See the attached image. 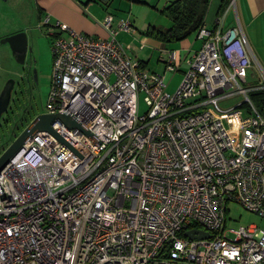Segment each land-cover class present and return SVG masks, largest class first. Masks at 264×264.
Wrapping results in <instances>:
<instances>
[{
    "label": "built area",
    "instance_id": "obj_1",
    "mask_svg": "<svg viewBox=\"0 0 264 264\" xmlns=\"http://www.w3.org/2000/svg\"><path fill=\"white\" fill-rule=\"evenodd\" d=\"M101 26L107 38L49 31L46 113L78 126L56 120L0 173V264H264V226H226L230 202L264 218V71L250 76L239 23L202 26L190 56L163 49V73L137 58L143 39H118L138 35L129 19Z\"/></svg>",
    "mask_w": 264,
    "mask_h": 264
},
{
    "label": "rangeland",
    "instance_id": "obj_2",
    "mask_svg": "<svg viewBox=\"0 0 264 264\" xmlns=\"http://www.w3.org/2000/svg\"><path fill=\"white\" fill-rule=\"evenodd\" d=\"M101 1V0H100ZM112 1V0H111ZM115 1V2H113ZM111 11L121 12L123 19L130 18L133 21L134 28L138 35L133 37L129 34L121 33L118 37L120 42L125 45H133L139 47L141 39L143 38L142 32L146 31L149 26H161L163 28H169L171 26V20L169 17L162 14L160 10L163 7L164 0H150L149 3L141 4L134 3L132 0H113ZM174 1V0H171ZM149 4V5H148ZM34 0H8L6 2L0 0V84L3 86L8 78L15 77L19 81V75L21 72V65H19L11 54L9 45L2 44L1 41L16 33L24 32L27 34L28 41L32 44L33 53L37 61L38 81L34 87V90L29 91L27 94L20 96L21 102L18 101L17 105L20 106V111L17 117L12 120L8 115L3 117V123L0 128V145H3L6 150L14 140H12L13 126L15 120L19 118L23 109L29 108V112L36 115L47 112L48 95L51 90V77L53 67V50L51 40L48 36L49 31L54 29L50 25H46L44 22H40L38 15H35ZM156 8H153L155 7ZM133 8V9H132ZM232 12V11H231ZM129 19V20H130ZM142 35V36H141ZM196 34L192 35L188 41L194 44V48L198 50L202 41L195 42ZM167 48L170 51H178L181 48L179 43L167 44ZM137 58L147 62L146 69L163 73L164 64L161 62L162 52L159 48L147 45L145 49L137 51ZM183 57H185L183 55ZM188 67L184 65V68ZM187 69V68H186ZM261 69H257L254 75L259 74ZM253 73L250 72L252 77ZM183 74L169 73L166 76V83L168 84L167 92L174 94L177 91L181 80H183ZM18 90V89H17ZM144 95H141V112L144 114L146 109V103L144 102ZM241 101V98L237 97L229 99L219 103L222 108L228 109L236 105ZM16 104V103H15ZM14 104V105H15ZM7 121V122H6ZM227 229L237 230L242 226L256 225L260 228L264 226V218L260 215L249 213L239 204L230 202L227 206Z\"/></svg>",
    "mask_w": 264,
    "mask_h": 264
},
{
    "label": "crops",
    "instance_id": "obj_3",
    "mask_svg": "<svg viewBox=\"0 0 264 264\" xmlns=\"http://www.w3.org/2000/svg\"><path fill=\"white\" fill-rule=\"evenodd\" d=\"M112 1H107V3L100 0H34V8L35 15H38L41 23L46 24L48 20L47 25L55 27L56 23L60 22L64 27L75 32L84 33L95 38H107L108 35L101 26V22L106 15L111 14L116 19L125 18L120 15V11L113 12L110 10ZM132 1L141 4L150 2V0ZM164 1L163 7H161L162 10H160L161 13L164 11V7L171 2V0ZM235 5V8H230L229 0H210L206 18H204L205 26L212 29L220 20L224 29H231L239 23L249 50L248 53H250L252 59L253 68L251 72L254 74L259 68L264 71V0H236ZM153 8H156V6ZM131 22L133 23V21ZM155 27L163 28L161 26ZM142 37L146 46L150 45L159 48L161 51L168 49L167 44H162L145 36ZM197 41L195 38V42ZM179 44H181V48L178 50L180 56H190L197 51L194 44H191L188 39ZM144 62L146 63V61ZM183 69L185 70L184 67ZM178 74H182V72Z\"/></svg>",
    "mask_w": 264,
    "mask_h": 264
},
{
    "label": "trees",
    "instance_id": "obj_4",
    "mask_svg": "<svg viewBox=\"0 0 264 264\" xmlns=\"http://www.w3.org/2000/svg\"><path fill=\"white\" fill-rule=\"evenodd\" d=\"M110 0H108L109 2ZM227 1V0H226ZM107 2V3H108ZM210 0H174L171 1L162 12L171 20L169 28H158L150 26L143 36L157 40L162 44L180 43L189 39L196 34L202 26L205 25L206 14L209 8ZM230 3V0H229ZM147 67V62L143 63ZM252 102L262 109L264 101V92H257L251 95ZM19 100V99H18ZM18 103V101H17ZM14 105L12 111L5 114L12 120L19 114L20 106ZM18 113V114H17ZM29 116V117H28ZM37 115H30L29 108L23 109L21 115L15 120L11 139L14 140L22 133V131L34 120ZM13 117V118H12ZM28 117V118H27ZM7 122V121H6ZM3 145H0V155L5 151Z\"/></svg>",
    "mask_w": 264,
    "mask_h": 264
},
{
    "label": "water",
    "instance_id": "obj_5",
    "mask_svg": "<svg viewBox=\"0 0 264 264\" xmlns=\"http://www.w3.org/2000/svg\"><path fill=\"white\" fill-rule=\"evenodd\" d=\"M4 2L8 0H2ZM107 2L108 0H101ZM2 44L9 45L12 55L14 56L18 64L25 63V56L28 47V37L24 32L16 33L1 41ZM38 81V78L36 79ZM15 88V80L10 79L1 90L0 87V123L3 115L8 111L10 103L12 101L13 91ZM56 120H61L69 128H75L78 124L69 116L61 114H47L42 113L37 115L34 120L22 131V133L15 139V141L0 155V173L6 168L11 159L20 151L36 133L49 132L56 134L52 129V125ZM185 236L190 239H205L210 238L208 233L201 231H189L185 233Z\"/></svg>",
    "mask_w": 264,
    "mask_h": 264
},
{
    "label": "flooded vegetation",
    "instance_id": "obj_6",
    "mask_svg": "<svg viewBox=\"0 0 264 264\" xmlns=\"http://www.w3.org/2000/svg\"><path fill=\"white\" fill-rule=\"evenodd\" d=\"M11 54H12V52H11ZM13 58H14V56H13ZM19 65H21V72L19 75V81H17L15 79V77H10L5 82V84H6L8 82V80H10V79L15 80V88L13 91L12 101H11L9 109H8L9 112L12 111L11 109L14 107V104L17 103V101L21 102L20 96H23V95L27 94L29 91L34 90V87L37 83V81H36V79L38 78L37 61H36V58L34 56L33 47H32V44L30 43V41H28V47H27L26 56H25V63L19 64ZM5 84L3 86H1V84H0L1 90L4 88ZM32 114L33 113L30 112V115H32ZM5 115L6 114H4L3 117ZM3 117H2V120L0 123V128H1V125L3 123L2 122Z\"/></svg>",
    "mask_w": 264,
    "mask_h": 264
}]
</instances>
